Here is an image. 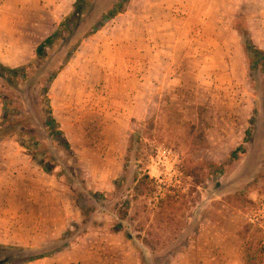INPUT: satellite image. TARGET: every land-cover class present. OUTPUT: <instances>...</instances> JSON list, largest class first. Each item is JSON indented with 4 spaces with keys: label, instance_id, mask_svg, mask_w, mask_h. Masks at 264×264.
I'll return each mask as SVG.
<instances>
[{
    "label": "rangeland",
    "instance_id": "374dc122",
    "mask_svg": "<svg viewBox=\"0 0 264 264\" xmlns=\"http://www.w3.org/2000/svg\"><path fill=\"white\" fill-rule=\"evenodd\" d=\"M8 1L0 63L44 65L32 89L0 78V117L6 101L21 123L0 139V243L51 252L21 264H243L253 227L264 247V68L249 69L240 33L264 51V0H131L107 20L118 0H95L43 59L36 46L74 0ZM52 76L63 136L43 103ZM144 173L154 190L135 199ZM167 193L179 194L171 208Z\"/></svg>",
    "mask_w": 264,
    "mask_h": 264
},
{
    "label": "trees",
    "instance_id": "16d2710c",
    "mask_svg": "<svg viewBox=\"0 0 264 264\" xmlns=\"http://www.w3.org/2000/svg\"><path fill=\"white\" fill-rule=\"evenodd\" d=\"M95 0H74L71 4L69 12L63 16L58 22L56 28L46 36L35 48V56L38 59H43L46 55V49L51 48L55 42L59 39L62 40L63 45L69 43L73 38L76 31L80 25L84 22L86 15L91 11ZM131 2V0H118L112 8L109 10L108 14L103 17V20L113 18L114 16L122 13L125 10V7ZM102 24L99 22L98 25ZM98 30V26L94 27L93 30L89 33L88 36L93 35ZM243 37V50L246 54L248 61V67L251 71L258 72L259 66L264 68V51L260 49L252 40L248 29L244 28L240 32ZM31 62L20 65L19 67H10L0 63V78L3 79L10 87L16 88L18 82L26 83L28 89H32L37 83L38 77H40L44 71V65L38 67L33 74H28V68ZM51 79L48 80L46 84L43 85V103L47 111L48 122L57 129V133L63 136V132L59 129V126L52 115V108L50 105V100L47 96L49 89V83ZM10 105L4 101L2 105V114L0 117V139L8 135H13L17 133L16 127L21 125V123L16 120H11V114L9 113ZM140 128L134 129L128 136L124 160L127 163L131 157L132 151L135 149V145L139 144L141 147L142 140L141 136L143 134L141 124ZM26 131L17 134V140L22 148H24L27 153L35 158L34 146L38 145V142L34 143L30 141L27 136ZM247 133V132H246ZM64 139V138H63ZM65 144H67L64 139ZM242 148L241 146L236 149ZM236 155V150L231 152L230 156L234 157ZM204 164V162L196 163ZM40 167L44 172H49L50 169L45 165L40 163ZM211 165V164H210ZM154 183V179L150 178L148 174H141L138 178L134 180L133 186V197L136 199L140 196H147L153 192L154 186L151 185ZM151 185V186H150ZM179 194H165V205L170 208L174 206L179 200ZM247 240L245 242L244 248V258L243 264H263L264 262V247L261 231L259 228L253 227L252 230H248ZM128 239H131L130 234H126ZM51 252H33L31 247H22L15 245H8L0 243V264H21L26 262H31L37 259L47 257Z\"/></svg>",
    "mask_w": 264,
    "mask_h": 264
},
{
    "label": "built area",
    "instance_id": "2783aa9c",
    "mask_svg": "<svg viewBox=\"0 0 264 264\" xmlns=\"http://www.w3.org/2000/svg\"><path fill=\"white\" fill-rule=\"evenodd\" d=\"M255 220L258 222L259 227H261L264 232V212L262 215H258Z\"/></svg>",
    "mask_w": 264,
    "mask_h": 264
},
{
    "label": "crops",
    "instance_id": "0c3cea01",
    "mask_svg": "<svg viewBox=\"0 0 264 264\" xmlns=\"http://www.w3.org/2000/svg\"><path fill=\"white\" fill-rule=\"evenodd\" d=\"M8 0H0V8H7V6L9 5V4H11L9 1L7 2ZM25 2L27 1V0H24ZM122 13H119L118 15H121ZM116 17V16H115ZM116 44V43H115ZM132 44V43H131ZM144 70H146V69H144Z\"/></svg>",
    "mask_w": 264,
    "mask_h": 264
}]
</instances>
